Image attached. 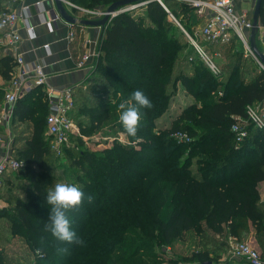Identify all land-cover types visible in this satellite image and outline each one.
Masks as SVG:
<instances>
[{
  "label": "trees",
  "instance_id": "1",
  "mask_svg": "<svg viewBox=\"0 0 264 264\" xmlns=\"http://www.w3.org/2000/svg\"><path fill=\"white\" fill-rule=\"evenodd\" d=\"M3 1L0 12L7 11L1 9ZM68 1L87 10L104 11L120 0ZM165 4L175 17L186 16L197 24L198 18L188 3L166 0ZM145 8L148 20L125 12L108 23L95 69L85 83L97 84L104 78L103 87L108 89L110 85V91L115 88L114 92H122L127 101L136 90L150 99L154 107L141 109L143 121L136 137H143L138 145L115 142L103 155L91 150L75 152L66 146L59 155L51 149V137L47 135L49 108L44 89L38 87L15 104L13 126L25 123V128L15 135L17 148L13 155L23 166L19 173L5 176L0 194L6 185L29 175L30 186L17 187L26 199L14 201L10 218L13 228L27 238L34 255L31 264H92L84 261V245H72L69 255L60 254L58 249L68 246L46 230L51 207L46 194L54 187L64 152L69 167L76 169V184L85 194L79 211L67 214L72 230L87 242L86 225L97 218L107 220L94 255H101L105 260L102 264H159V257L143 250L145 247L152 250L156 241L158 247L167 249L174 241L184 240L187 233L201 235L206 229L235 238L249 234L251 229L264 254V203L258 190V184L264 182V128L252 125L240 144L231 131L239 119H246L249 105L264 100V70L255 69L249 78L241 76L240 64L246 63L244 46L235 38L226 45H211L218 49L215 55L223 50L230 57L229 67L223 71L219 68L215 74L197 57L193 46L192 53L185 52L178 28L173 29V20L168 21L169 13L158 2L152 1ZM259 21L264 26V0ZM188 29L193 35L191 27ZM235 45L241 51L232 53ZM205 51L211 55V48ZM13 67V57L1 54L0 77L6 82L11 79ZM84 89V85L73 88L76 107L72 117L81 130L84 132L77 119L79 112L90 121L87 133L123 128L116 113L119 106L107 99L98 105L92 103L84 96ZM179 91L191 102L171 117L169 126L160 127L158 120ZM2 95L4 87H0ZM178 132L185 133L190 141H178L174 137ZM88 195L94 197L92 203L87 201ZM139 233L146 238L129 251L124 238ZM203 245L210 246L206 242ZM212 246L215 248L194 252L193 259L209 264L213 252L222 254V248L214 243ZM126 252L129 254L123 256ZM0 264L16 263L0 255Z\"/></svg>",
  "mask_w": 264,
  "mask_h": 264
},
{
  "label": "built area",
  "instance_id": "2",
  "mask_svg": "<svg viewBox=\"0 0 264 264\" xmlns=\"http://www.w3.org/2000/svg\"><path fill=\"white\" fill-rule=\"evenodd\" d=\"M151 1L158 2L164 10L169 13L173 22L179 25V21L166 6V0ZM178 1L188 3L194 9V14L203 23L197 33L193 35H190L187 31H184V33L201 59L205 61L215 74H218L220 69L213 63L211 56L205 51L202 44L199 43L198 38L213 46L229 44L236 38L241 41L246 50H250L249 33L251 32L253 21L247 12L238 11L236 9L234 0ZM67 5L76 8L80 14L78 17L82 19L103 17V12H101V10H87L69 1ZM146 5L147 3L143 2L138 5L125 7L124 10L126 12H131ZM21 12L22 13L17 10H7L0 13V28L3 30L0 36V45L10 48L14 60L11 79L4 87V103L12 107L19 99L33 92L38 87H42L46 92L49 108V114L46 120L47 135L51 137V149L60 155L64 147L68 145L71 137L80 135V128L72 117L76 107L75 93L71 87L55 88L48 85L44 63L38 61L27 63L22 55L18 54V47L22 42V37L17 31V23L22 17V14H28L29 7L22 6ZM58 19H60V15L53 10L48 12L45 23L51 26ZM73 26L74 25H72V27ZM28 30L32 32L33 27L28 26ZM75 36L76 31L73 28L69 34V41H73ZM44 48H48V45H45ZM250 52L252 51L250 50ZM98 56L99 53L96 51L84 53L78 61V67L84 68L90 61L97 60ZM13 110L14 109H7L5 107L1 110L0 145L3 141L1 132L5 127L7 131H9L13 119ZM246 114V121L239 119L231 128L237 144H240L248 134L246 122L251 123L258 129L264 128V100L261 103L249 105L246 109ZM174 137L178 141H190L189 137L183 132L176 133ZM12 143L13 138H9V141L6 143V151L0 156V191L3 187L4 176L12 173H19L23 166V163L13 155ZM230 247V254L233 259L245 261L248 264H264L263 253L251 242H239L238 239L235 238L231 240Z\"/></svg>",
  "mask_w": 264,
  "mask_h": 264
},
{
  "label": "rangeland",
  "instance_id": "3",
  "mask_svg": "<svg viewBox=\"0 0 264 264\" xmlns=\"http://www.w3.org/2000/svg\"><path fill=\"white\" fill-rule=\"evenodd\" d=\"M131 12L135 13L134 14L135 16L141 15L147 18V10L144 7ZM176 19L179 21V25L176 23H172L173 25L172 27L173 29L178 28L179 35L182 37L181 40L186 47L185 52H187V54H190L193 51L192 50L193 45L186 37L184 31L187 30L190 33L188 27H192L193 22L191 20H188L186 16H182V15H180L178 18L176 17ZM169 20L172 22V19L170 17H168V21ZM198 39H199V43L202 44V46L205 49L211 48V55H210L211 59L218 68H220L223 71L229 67L230 57L228 53H224V51L222 50L221 54L215 55L216 51H218L217 48L211 47V45L207 44L200 38ZM233 47H234L233 50H231L232 53L235 51L238 52L239 50L241 51L240 46L237 47L235 45ZM242 48L246 63L244 62V64H242L241 62L240 64L241 76L245 78H249V74L255 71V69L257 68L263 69V67L259 62V60L257 59V57H255L252 54V52H250L249 49L246 50L245 47ZM197 57L200 58V56ZM195 61L198 62V60ZM105 82L106 81L104 80V78H102V80H99L97 84L93 83L92 85H87V86L84 84L85 87L84 91L87 90L84 96L87 98V100L91 101L92 103H96L98 105L101 104L102 101H104V99H107L108 101H113L116 106H119L120 103L127 101L126 100L127 98L124 96L122 92L120 91L114 92L113 90L115 88H111L112 91H110L109 90L110 85L108 86V89L106 87H103ZM2 98H4V95L0 97V99ZM171 99L172 101L167 112H165V114L158 120V125L160 127H163L165 125L169 126L171 123V117L175 115L177 112H179L184 104L191 102L190 98L184 96L180 91L176 95L172 96ZM81 105H83L82 102L79 104V107ZM116 113L117 116L119 117L120 111L118 110ZM77 119L79 122L82 123L84 132L81 130V127L78 125L80 128V135L71 138L67 145L68 149H72L75 152L91 150L94 152H98L97 154L103 155L104 151L106 149L112 148L115 142H118L120 144H130V145L132 144L136 146L138 145V142L141 141L142 139L141 137H143V136H138V137L130 138L124 128L110 129L109 127H107V128H101L94 132L87 133L85 131V128L90 122L88 117L80 114L79 112ZM243 120L246 121V119ZM142 121H143V116L141 115L140 123H142ZM246 125L248 126V128L252 127V124L249 122H246ZM16 127L14 128L12 124L13 137L14 135L23 132L25 128V123L23 125ZM139 131H141V128H138V132ZM66 154L67 152H64L63 155L60 156L61 163L58 164L59 167L56 170L57 179L54 180V185L57 182L69 183V184L77 183V180L75 178L76 169L69 167L68 160L65 158ZM28 176L29 175L27 174L20 176V178L17 181H15L14 184L6 185L4 191H2V193L0 194V255L7 257L16 264H29V263L31 264L34 258V255L30 250L27 238L19 234L13 228V224L10 218L15 208L14 201L18 198L26 199V194L20 191L17 187L21 186L22 184H27L28 186H30ZM258 190L261 191V193L264 196V182L258 184ZM137 200L139 202V198H137ZM262 201L264 203V199ZM106 223H107L106 219L97 218L96 220H92L86 225L87 231H89V233L87 234L85 232L84 236L85 239L89 236V240L87 242L85 240V244H84L85 250H83V253L85 252V255L87 257L84 260L85 262H89L92 264L104 263L105 260H102V257L100 258L101 255L100 256H94V255H96L97 253L96 249L98 247V241L100 240L99 235L100 236L103 235V231L107 229ZM201 233L202 234L200 235V233L191 231L187 233V236L185 237L184 240L174 241L170 246H168L167 249L162 248V245L161 246L159 245L158 247V245H156V241H154L152 245V250H149L148 247H145L143 250L151 251L152 255H157L159 257L158 259L159 264H202L201 262H198L197 260L193 259V255H195L194 252L199 253L204 250L208 251L207 249H214L215 248L214 246L211 247V244L214 243L215 245H218L220 249L222 248L221 250L222 254L217 256L214 252L213 253L211 252L212 255L209 257L210 264H246L245 262L236 261L231 257L230 242L231 239L234 238L233 236H229L226 233L223 236L217 235L208 231V229H206L204 232ZM133 235L134 234H130V236L124 238L127 241L126 242L124 240V243H126V245L130 247L129 251L133 249L134 244L143 241L144 238H146V236L140 233L138 236H133ZM252 235H253L252 230L250 229L249 234H245L243 235V237L236 239H238L239 242H251L256 248H258L262 252L258 240L254 238V241L252 242L253 240ZM204 242L210 245L209 248L203 245ZM128 254L129 252H126L122 255L127 256Z\"/></svg>",
  "mask_w": 264,
  "mask_h": 264
},
{
  "label": "crops",
  "instance_id": "4",
  "mask_svg": "<svg viewBox=\"0 0 264 264\" xmlns=\"http://www.w3.org/2000/svg\"><path fill=\"white\" fill-rule=\"evenodd\" d=\"M256 1L257 0H234V4L238 11L247 12L252 18ZM22 6L29 7L30 15L29 12L27 15L22 14V17L17 23V31L22 37V42L18 47V54L22 55L27 63L35 61L44 63L48 85L55 88L83 87L93 73L97 60L90 61L84 68L78 67V61L81 59L82 55L88 51H96L99 53L104 30L101 28L83 27L80 25H74L72 27V25L65 22L61 16L60 19L51 26L47 25L45 20L47 19L48 12L53 10L58 12L54 0H6V2H2L1 9L17 10L22 13ZM143 7L145 8V6ZM65 8L72 16H80L79 12H73L72 7L69 5L65 4ZM78 19L82 18L78 17ZM202 25L203 23L198 19L197 24L193 23L191 29L193 32L197 33ZM28 26L33 27L32 32H29ZM73 28L76 31V36L74 40L70 42L69 34ZM2 32L3 30L0 28V36L2 35ZM256 44L259 50L264 54V26L261 23L259 32L256 36ZM45 45H48V48H44ZM1 54L13 57L10 48L4 45H0V55ZM7 83L8 82L0 77V87H5ZM4 107L7 109H14L15 105L12 107L8 106L3 100L0 104V113ZM12 124L13 119L9 131H7V128L5 127L1 132V135H3V141L0 145V156L6 151V143L9 141V138H13V152L14 149L16 151L17 145L14 143L15 135L13 137ZM9 175L10 174H7L5 176ZM259 192L261 200H263L264 196L261 191ZM252 237L253 242L255 237L254 235H252ZM233 239H235V237L231 240Z\"/></svg>",
  "mask_w": 264,
  "mask_h": 264
},
{
  "label": "clouds",
  "instance_id": "5",
  "mask_svg": "<svg viewBox=\"0 0 264 264\" xmlns=\"http://www.w3.org/2000/svg\"><path fill=\"white\" fill-rule=\"evenodd\" d=\"M153 107V103L141 90L134 91L130 100L119 104V121L129 136H137L141 122V109H152ZM84 200L85 194L77 184L57 182L54 187L47 190L46 202L51 207L46 230L56 240L68 246L59 248L58 252L60 254L69 255L70 246H83L85 243L72 230L71 221L67 215L70 210L79 211ZM93 200L94 197L92 195L87 196L89 203H92Z\"/></svg>",
  "mask_w": 264,
  "mask_h": 264
},
{
  "label": "water",
  "instance_id": "6",
  "mask_svg": "<svg viewBox=\"0 0 264 264\" xmlns=\"http://www.w3.org/2000/svg\"><path fill=\"white\" fill-rule=\"evenodd\" d=\"M56 9L58 13L60 14L61 18L71 24V25H80L83 27H95V28H101L105 29L108 23L119 16L122 13H125L124 10L125 7L132 6V5H138L143 2H146L147 4L152 2L151 0H120L113 4H111L106 10L101 11L103 12V17L100 19H91V18H83L78 19L77 17L72 16L67 9L65 8V4L68 3V0H54ZM263 0H257L253 12V25L250 32V38H249V47L252 53L257 57L259 62L262 64L264 68V54L259 50L256 44V36L259 32L260 27V11L262 7ZM210 264V263H209Z\"/></svg>",
  "mask_w": 264,
  "mask_h": 264
}]
</instances>
